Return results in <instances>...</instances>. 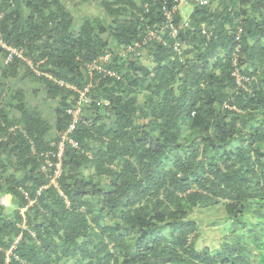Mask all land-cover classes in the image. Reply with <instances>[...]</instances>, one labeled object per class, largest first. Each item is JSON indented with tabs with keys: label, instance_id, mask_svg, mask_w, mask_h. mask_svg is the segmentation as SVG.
Here are the masks:
<instances>
[{
	"label": "trees",
	"instance_id": "obj_1",
	"mask_svg": "<svg viewBox=\"0 0 264 264\" xmlns=\"http://www.w3.org/2000/svg\"><path fill=\"white\" fill-rule=\"evenodd\" d=\"M204 1L0 0V264H264V0Z\"/></svg>",
	"mask_w": 264,
	"mask_h": 264
},
{
	"label": "rangeland",
	"instance_id": "obj_2",
	"mask_svg": "<svg viewBox=\"0 0 264 264\" xmlns=\"http://www.w3.org/2000/svg\"><path fill=\"white\" fill-rule=\"evenodd\" d=\"M182 11H184L185 13L188 12L189 8H181ZM74 12L76 14V10L74 9ZM95 13L97 14V9L95 7L94 4H87L85 7H83L82 10H80V12H78L77 10V13H80L78 14V16H83V14H88V13ZM214 215H211V212L209 211H198V220H200V227H201V230H202V235H201V239L199 240L200 241V244L204 245V244H210V242L218 235L217 232L215 230H213L214 228L213 227H210L207 225L208 223H212L213 221L209 220V219H214Z\"/></svg>",
	"mask_w": 264,
	"mask_h": 264
},
{
	"label": "built area",
	"instance_id": "obj_3",
	"mask_svg": "<svg viewBox=\"0 0 264 264\" xmlns=\"http://www.w3.org/2000/svg\"><path fill=\"white\" fill-rule=\"evenodd\" d=\"M181 1H190V0H181ZM178 2H179V0H178ZM205 2H207V0H205L204 3H205ZM164 13H165V15H166L165 17H166L167 19L171 20V16H170L171 11L169 12V11L165 10ZM0 47L8 51V54H7V57H6V61H8V60L12 57V55H14V56H20L19 52H18V51H15L14 49H11L10 47H8V46L2 41V38H1V37H0ZM63 137H64V139H65V138H66V135L64 134ZM59 148H60V151L57 153V156L60 158L61 153H62V150H63V144H62V143L59 144ZM57 167H59V164H57ZM59 172H60V171L57 170V171L55 172V174L58 175ZM52 182H54V181H52ZM4 204L6 205V203H4Z\"/></svg>",
	"mask_w": 264,
	"mask_h": 264
}]
</instances>
